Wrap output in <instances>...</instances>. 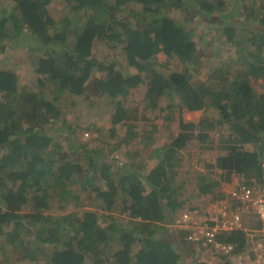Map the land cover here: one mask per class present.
<instances>
[{
  "label": "trees",
  "instance_id": "trees-1",
  "mask_svg": "<svg viewBox=\"0 0 264 264\" xmlns=\"http://www.w3.org/2000/svg\"><path fill=\"white\" fill-rule=\"evenodd\" d=\"M132 1L135 5L129 9ZM50 2L0 0L1 5H7L0 6V54L28 44L25 49L33 77L42 90L40 95L27 85L19 87L14 70L0 67V235L11 243L27 241L26 254H30L33 244L39 247L45 264H88L87 257L89 264H179L181 255L175 243L161 237L168 230L165 225L176 217L183 195L180 187L169 186L171 153L166 150L170 148L156 149L158 164L144 172L141 159L134 168L119 161L112 164L104 156L98 158L104 153L100 147L94 149L86 143L75 147L71 141L74 133L64 137L69 147L63 150L66 147L48 129L60 120L58 101L66 95L75 104L84 99L107 103L113 110L109 130L114 135L119 126H128L133 117L116 102L142 88L155 108L165 95L181 101L180 112L203 111L207 105L216 107L238 137L228 146L227 153L217 158L218 168L227 175H248L260 170L257 148L242 149L245 143L264 134V94L255 93L248 79L234 78L233 88L222 94L228 100L221 102V97L214 98L206 90L205 83L195 87L188 71L200 64L201 49L214 43L193 40L196 29L204 24L220 28L219 40L223 44H234L232 51L225 50L227 55L240 58L241 46H252L258 54L264 45V0H251L243 17L232 20L234 26L222 21L226 20L221 14L227 10V0H199L196 6L189 0H68L70 15L58 20L49 15ZM236 4L239 6L240 0H233L231 5ZM171 8L187 10L192 20L185 23L173 19L169 15ZM237 28H247L250 37L236 39L233 34ZM71 34L75 40L70 46ZM96 39L121 48L125 64L95 59L92 52ZM158 54L174 65L167 77L155 69ZM220 55L219 58L224 56ZM249 66L252 75L264 72L260 65ZM128 68L134 72L128 73ZM49 94L57 97L47 98ZM52 98L57 99L55 104ZM181 127L194 128L190 123ZM199 136L204 137L202 133ZM186 137L187 141L191 139ZM122 140L128 143L127 139ZM186 140H175L171 148L184 147ZM117 148L113 145L111 150ZM200 180L204 182L196 188L198 196L209 195L212 202L231 198L217 190L219 183L208 182L204 176ZM92 187L93 199L99 202L98 212L85 209L80 215L48 213L55 196L61 203L72 204L79 200L77 189L89 194ZM124 201L128 206H123ZM122 209H128L133 228L122 227L118 216L112 213ZM155 210L161 211V218ZM100 216L107 222L102 226L98 224ZM10 225L13 229L4 233L3 228ZM173 230L182 238L189 231ZM243 238L239 231L217 234L219 242L239 246L237 251L243 246ZM112 245L117 247L115 251ZM44 246L52 250L49 255ZM1 250L0 245V255ZM190 254L196 253L188 252L187 256Z\"/></svg>",
  "mask_w": 264,
  "mask_h": 264
},
{
  "label": "rangeland",
  "instance_id": "rangeland-1",
  "mask_svg": "<svg viewBox=\"0 0 264 264\" xmlns=\"http://www.w3.org/2000/svg\"><path fill=\"white\" fill-rule=\"evenodd\" d=\"M68 0H51L47 5V10L51 18L58 20L70 15L71 7L67 2ZM196 6L199 0H189ZM254 3H258L261 0H254ZM238 2V1H237ZM239 6L236 4L231 5L233 0H227V10L221 15L226 18L222 21H230L232 26L235 25L232 20L240 19L243 17L246 6L252 5L251 0H240ZM129 9L134 7V2H130ZM231 5V6H230ZM1 8L7 5H1ZM241 6H245L244 8ZM200 8L199 6H197ZM187 10L171 8L169 15L173 19L182 20L185 23H189L192 19L187 13ZM86 17L87 14L82 12ZM7 18V17H5ZM10 22L9 20H5ZM12 21V20H11ZM11 23V22H10ZM195 22L189 25L191 27ZM77 31V30H75ZM74 31V32H75ZM220 28L218 26H212L204 24L196 29L193 40L198 42L201 39L214 42L211 47L202 48L200 56V64L193 66L188 71V76L191 83L197 87L200 83H205V88L211 91V95L214 94V98L221 97V102L228 100V97L222 95L225 91L228 92L233 88L234 78L248 79L251 89L257 94H264V72L261 74H251L250 64L253 66L264 67V45L261 50L256 54V48L252 46H241L243 48L240 53V58L231 57L226 54L225 50L232 51L234 44L225 45L220 39ZM77 34V33H76ZM233 36L247 40L250 37V31L247 28H237ZM70 42L68 45H73L75 37L71 34ZM28 44L24 43V48L14 50L13 52H4L0 54V67L6 69H12L17 74L19 87L27 85L30 89L34 90L36 94L42 95L41 86L36 82V78L33 77V69L30 65V60L27 56V50L25 47ZM222 50V52L219 51ZM221 54L224 56L222 58ZM93 56L99 62L116 60L120 64L123 62L124 52L121 48H115L107 45L103 40L96 39L93 43ZM243 54V56H242ZM247 57V58H246ZM155 69L160 74L162 73L167 77L169 73L174 69V65L168 62L161 54L156 55L154 60ZM197 67V68H196ZM196 68V69H195ZM183 68L179 67V71ZM128 73L134 72L133 68L127 69ZM249 74V75H248ZM240 80V79H239ZM49 96L57 97L56 95L49 94ZM66 95L61 96L58 101L59 107H61L60 120L48 131L54 137L55 140L61 141V145L68 150V141L64 140V137L74 133L75 147H79L80 144L86 143L92 145L94 149H103L104 153L98 154V158L106 157L110 163L114 164V161L125 163L130 167H137L138 160L141 159L144 162L142 168L144 172L151 170L158 164L159 158L155 152L156 149L168 147L170 150L171 159L170 165L172 176L170 178L169 186L173 188L180 187L183 189V195L181 196V203L187 207L196 206L194 209L206 210L215 202L210 201L209 195L198 196L196 188L200 186V177H206L208 182L219 183L218 191L222 190L225 194L236 180L240 179L236 174L227 175L220 170L217 166V158L227 153L228 146L233 143L238 137L237 134L230 128L231 124H226L218 114L216 107L207 105L205 110L198 112H187L186 110L179 111L181 101L177 100V97L168 99L169 96L165 95V99L158 102V106L153 107L144 95V89L140 88L132 92L129 97L124 100L117 101L126 113H132L133 117L129 120L128 126H119L116 133L112 135L110 133L111 114L112 109H109L107 103H101L99 100L84 99L82 103H74V99L68 98ZM2 98V97H0ZM55 104L57 99L53 101ZM177 101L171 102V101ZM127 101V103H125ZM209 101L208 99L206 100ZM170 102L172 105H168ZM115 103V104H116ZM176 103V104H174ZM111 105V104H110ZM117 106V107H118ZM115 107V106H114ZM201 121V125L199 122ZM192 124L194 128L183 129L181 124ZM49 133V132H48ZM202 133L203 136H199ZM87 134V135H86ZM186 135H189L191 139L186 140ZM149 136V137H148ZM148 137V138H147ZM98 138V140L96 139ZM122 139H127L124 142ZM148 139H151V144H148ZM181 139L186 140L184 147L178 149L175 148L172 143ZM99 141H103L102 143ZM251 142L243 145V150H253L255 145L260 144V140H250ZM113 145L118 146L117 149L111 150ZM161 157H164L163 155ZM81 162H86L79 158ZM162 161V160H161ZM95 187V186H93ZM93 187L89 189L90 193L80 192L76 190V194H79V200L72 204L60 202L58 196H55V202L52 203V208L48 213L52 215H68L78 214L85 210L90 209L98 212L97 204L99 202L93 199ZM124 201L123 206H128ZM18 206L17 208H19ZM181 209V207H180ZM126 210V209H125ZM115 211V215L118 216L117 220H120L122 227H133V220H130L128 215V209ZM178 210L176 215L180 213ZM47 214V213H46ZM156 214V212H155ZM99 215L101 213L99 212ZM159 216V214L157 213ZM175 215V216H176ZM161 218V217H160ZM101 223H104L102 216L99 217ZM168 230L161 234V237L167 240L170 239L174 243L182 245L179 238L176 237V232L171 230V225H165ZM13 226H6L3 228L4 233L11 231ZM11 243L6 239L5 235H0V245L3 247L0 255V264H45V258L40 254L39 247L34 244L29 251L30 254H26L25 246L28 243ZM183 246V245H182ZM113 251L117 249L113 246ZM188 252H192L191 248L186 245ZM43 250L49 255L52 250L47 247H43ZM26 254V257H23ZM208 256L209 255H204ZM203 261L202 256L195 257L194 254L187 256L185 260L179 262V264H208L209 261ZM86 262L89 264L90 260L87 257Z\"/></svg>",
  "mask_w": 264,
  "mask_h": 264
},
{
  "label": "built area",
  "instance_id": "built-area-1",
  "mask_svg": "<svg viewBox=\"0 0 264 264\" xmlns=\"http://www.w3.org/2000/svg\"><path fill=\"white\" fill-rule=\"evenodd\" d=\"M257 151L259 178L235 183L228 191L231 198L219 202L202 219H193L189 212L183 215L179 226L189 230L182 239L185 243L212 246L218 233L242 230L246 243L233 264H264V136Z\"/></svg>",
  "mask_w": 264,
  "mask_h": 264
},
{
  "label": "clouds",
  "instance_id": "clouds-1",
  "mask_svg": "<svg viewBox=\"0 0 264 264\" xmlns=\"http://www.w3.org/2000/svg\"><path fill=\"white\" fill-rule=\"evenodd\" d=\"M263 136H264V134H262L261 136H259V138H257L256 140H260L261 141L263 139ZM259 145L260 144L255 145V148L258 149L259 148ZM257 149H256V151H257ZM242 151H250V150H243L242 149ZM257 154H258V151H257ZM258 164H259V160H258ZM232 174H236L238 177H240V179L236 180L235 183H238V182H249V181H252V180H255V179L259 178V169H258V171L254 172V173H250L248 175H241V174H237L235 172H233ZM235 183H233L231 185V187L229 188V190L233 187V185ZM227 194H228V192H227ZM222 201H216L213 205H211L209 207V209H206L204 211L201 210V209H199V210L198 209H194V208H196V206L187 207L186 205H183V203H181V206H180L181 209H179V210H181L180 211L181 213H180L179 218L176 219L179 214L176 215V217L174 218L173 222H171L169 224V226L171 225L172 230L173 229H182V228H180L179 224L181 223L182 218H183V215L186 212L191 213V216H192L193 219L194 218L202 219L205 215H207V213H209L212 210H214V207L219 202H222ZM112 213L115 214V211L112 212ZM157 213H159V212H157ZM160 213H161V211H160ZM105 223H107V222L101 223V221L99 219V222H98L99 225L102 226ZM232 232H235V231H232ZM239 232L243 233V235H244V238H243L244 243H243V246H242V248H241L240 251H237V248L239 246L237 247V245H235V244H224V243H221V242H219V240H217V238L214 239L216 241L215 244H213L212 246H207V247H200V246H195V245L187 244V243H185L182 240L183 239L182 237H180L179 240H180L181 244L184 247H186V245L188 247H190V248L193 246L191 253L195 252L196 253L195 254V257L196 258L199 257V256H202V258H204L203 261L198 260V262H200V263L201 262H204V261H209L208 264H233V261H235L237 255H239L241 252H243V248H244L245 243H246V240H245L246 234L242 230H240ZM222 233L224 235L225 233H230V232L223 231ZM249 243H250V241H249ZM207 254L209 255V258H208V256H204V255H207Z\"/></svg>",
  "mask_w": 264,
  "mask_h": 264
},
{
  "label": "crops",
  "instance_id": "crops-1",
  "mask_svg": "<svg viewBox=\"0 0 264 264\" xmlns=\"http://www.w3.org/2000/svg\"><path fill=\"white\" fill-rule=\"evenodd\" d=\"M155 212H156V214H157V212H159V213H158V214H159V217L162 216V214L160 213L159 210H155ZM180 213H181V212H180ZM180 213H179V215H178V217H177L176 219L179 218ZM157 222H158V221H157ZM157 222H156V223H157ZM176 237H177V236H176ZM174 241H175V240H174ZM174 241H173V243H174ZM175 245H176V250H178V252H179L180 255H181V258H180V262H181L182 260H185V259L187 258L188 250H187L184 246L179 245V243H175Z\"/></svg>",
  "mask_w": 264,
  "mask_h": 264
}]
</instances>
